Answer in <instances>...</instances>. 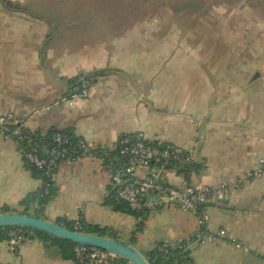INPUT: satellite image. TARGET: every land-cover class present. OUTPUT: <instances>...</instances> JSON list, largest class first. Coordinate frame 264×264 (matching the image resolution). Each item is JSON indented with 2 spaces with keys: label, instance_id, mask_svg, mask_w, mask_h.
<instances>
[{
  "label": "crops",
  "instance_id": "obj_1",
  "mask_svg": "<svg viewBox=\"0 0 264 264\" xmlns=\"http://www.w3.org/2000/svg\"><path fill=\"white\" fill-rule=\"evenodd\" d=\"M31 1L0 0V115L13 114L39 135L68 130L104 147L134 132L150 142L180 145L191 157L166 170L165 183L231 184L223 202L207 208V235L189 245L191 262L264 264V173L246 179L264 165V21L217 17L226 25L219 33L207 29L210 17L204 12L228 4L194 0L181 8L190 30L185 39L174 30L133 31L123 21L100 32L101 22L85 16L81 3H37L36 9H60L47 17L34 12ZM68 9L76 11L69 15ZM73 19L82 25L72 28ZM245 22L247 29L241 27ZM223 33L234 34L229 39ZM87 76L88 96H71L72 83ZM136 173L144 177L147 170ZM110 176L102 159L63 160L47 201L27 204L28 215L64 227L80 219L145 259L157 244L176 245L199 229L196 216L150 196L143 213L115 210L107 203L113 198ZM41 189L19 144L0 134V214L3 207L24 214L22 202L39 197ZM221 229L224 238L213 236ZM4 234L0 264H78L51 237L33 231L12 250Z\"/></svg>",
  "mask_w": 264,
  "mask_h": 264
},
{
  "label": "built area",
  "instance_id": "obj_2",
  "mask_svg": "<svg viewBox=\"0 0 264 264\" xmlns=\"http://www.w3.org/2000/svg\"><path fill=\"white\" fill-rule=\"evenodd\" d=\"M90 86L89 79H80L78 85L71 87V96L87 97ZM0 134L13 138L19 144L26 164L41 171L44 179H49L48 181H52L63 160L73 162L84 158H99L105 162L106 159L111 170L109 185L115 189L117 199L125 202L130 210L143 213L147 208L146 197L150 196L156 201L163 200L188 215L196 216L199 229L191 239L176 244L180 250V257L173 259L172 264H193L189 258V245L201 244L207 235L204 230L209 219L206 210L212 205L221 204L231 187L230 182H223L217 188L191 186L176 188L168 185L163 180V173L189 159L190 153L173 142L147 141L138 132L123 134L112 146L104 147L95 145L70 131L54 130L50 141L46 143L41 137L43 135L38 136L26 129L19 119L9 113L0 115ZM139 169L147 170L144 177L137 175ZM260 173H264V165L259 170L249 173L246 179ZM43 189L48 193V185ZM81 228L82 221L75 220L73 230L81 232ZM6 235L11 249L16 250L24 240L33 235V231L31 228L16 226L9 228ZM213 236L224 238L226 232L221 229ZM72 253L78 264H123L121 260H124L101 248L83 244H75ZM124 264L131 263L125 260Z\"/></svg>",
  "mask_w": 264,
  "mask_h": 264
},
{
  "label": "rangeland",
  "instance_id": "obj_3",
  "mask_svg": "<svg viewBox=\"0 0 264 264\" xmlns=\"http://www.w3.org/2000/svg\"><path fill=\"white\" fill-rule=\"evenodd\" d=\"M54 3H69V5H74V3H81L85 5L84 14L89 18H95L99 21L97 24V31H108L115 30L116 27H120L121 22L124 23V28L126 26L132 27L133 31L137 30H147V31H158L162 33H169L171 30L179 31L182 34V38L188 37V30L185 24V14L182 12L181 8L184 2H190L194 0H32L29 2V6L34 12L42 16L54 17L56 12L60 9H41L35 8V5L39 2H50ZM217 4H228L224 5V8H212V10L204 12V16H209V25L207 29L211 26L216 31L220 33L221 28L225 31L224 24L220 21L214 20V18L219 17L221 22L227 20L231 23L232 17L239 16L247 21V17L255 16L260 17L261 21H264V0H213ZM247 5H253V8L247 7ZM252 7V6H251ZM71 15L74 11L68 9ZM203 10V9H201ZM78 12V9H77ZM111 20L109 21L108 19ZM107 19L108 23H105ZM206 19V17H205ZM179 21V22H178ZM111 22V23H110ZM97 23V22H96ZM113 23V24H112ZM204 25V23H202ZM72 28H78L82 25L73 19L69 22ZM240 26V25H239ZM236 25H231L229 28H235ZM242 28L250 27L249 24L242 23ZM240 27V28H241ZM256 27V26H255ZM261 32L264 33V23L260 24ZM178 29V30H177ZM118 30V29H117ZM202 30H205L204 26ZM242 30V29H241ZM226 33V32H225ZM241 33V32H240ZM230 34L234 33H223L224 37L230 39ZM188 39V38H187ZM187 41V40H186ZM124 264L125 260H121Z\"/></svg>",
  "mask_w": 264,
  "mask_h": 264
},
{
  "label": "water",
  "instance_id": "obj_4",
  "mask_svg": "<svg viewBox=\"0 0 264 264\" xmlns=\"http://www.w3.org/2000/svg\"><path fill=\"white\" fill-rule=\"evenodd\" d=\"M16 226L43 231L75 244H83L101 248L103 250L116 254L117 256L130 262L131 264H149L137 250L121 241L109 237H102L84 232L74 231L57 223H53L32 215L17 213L0 214V228Z\"/></svg>",
  "mask_w": 264,
  "mask_h": 264
},
{
  "label": "trees",
  "instance_id": "obj_5",
  "mask_svg": "<svg viewBox=\"0 0 264 264\" xmlns=\"http://www.w3.org/2000/svg\"><path fill=\"white\" fill-rule=\"evenodd\" d=\"M84 78H87L91 81V77L90 76H87V77H84ZM92 82V81H91ZM79 84V80L75 81L72 83V86H75V85H78ZM54 130H50L48 131L45 135L41 136L42 139L48 143L50 141V137H51V134L53 133ZM68 132V130H65ZM39 136V134H37ZM121 161H123V159H121ZM105 162H106V159H105ZM29 166V165H28ZM29 169L32 173V175L36 178H40L41 179V182H42V189H41V195L39 197H37L36 195H32V199H30L28 197V200L25 199L22 204L23 205H26V209L24 211V214H29L28 211H27V204L31 203L35 200L38 201V204H44L49 195H50V192H51V184H52V181H48L46 179H44V176L42 174L41 171L33 168L32 166H29ZM45 185H48V193H45L44 192V186ZM112 194H113V198H111V200H108L107 203L108 204H111L113 206V208L115 210H119V211H125V212H129V213H133V214H138L132 210L129 209V207L127 206V204L121 200H118L117 197H116V192H115V189L112 188ZM115 195V197H114ZM1 212L3 214H7L9 212V209L6 208V207H3ZM65 227L69 228V229H74V223L73 225L71 223H67L65 222ZM11 228V227H1L0 228V234L1 233H4L6 234L7 230ZM26 228V227H24ZM27 229V228H26ZM35 233H38L40 235H44L46 237H51L55 240H57L62 249H69L71 250L72 252V249H73V246L75 245V243H72L70 241H67V240H64V239H61V238H58V237H55L53 235H50L46 232H43V231H39V230H34L32 229ZM81 232H84V233H88V234H93V235H97V236H102V237H107V232L104 230V229H101L95 225H84L82 223V228H81ZM4 234V235H5ZM6 238H7V235H5ZM2 236H0L1 238ZM4 238V236H3ZM180 250L177 248V245H170V244H166V243H160V244H157L152 250L148 251L146 253V260L149 264H172V261L173 259H179L180 257V254H179ZM73 255V253H72Z\"/></svg>",
  "mask_w": 264,
  "mask_h": 264
}]
</instances>
